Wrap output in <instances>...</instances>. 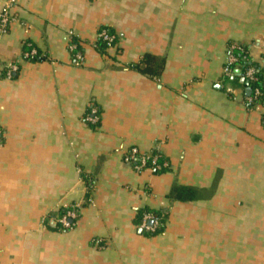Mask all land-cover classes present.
Listing matches in <instances>:
<instances>
[{"label":"crops","instance_id":"crops-1","mask_svg":"<svg viewBox=\"0 0 264 264\" xmlns=\"http://www.w3.org/2000/svg\"><path fill=\"white\" fill-rule=\"evenodd\" d=\"M14 16L0 29V264H264V104L248 107L239 69L225 79L239 44L264 80V0H17ZM104 28L118 42L101 50ZM145 55L165 61L158 77L136 69ZM133 147L169 169L138 172ZM178 187L193 199H171ZM144 209L168 210L163 233L141 228Z\"/></svg>","mask_w":264,"mask_h":264},{"label":"built area","instance_id":"built-area-1","mask_svg":"<svg viewBox=\"0 0 264 264\" xmlns=\"http://www.w3.org/2000/svg\"><path fill=\"white\" fill-rule=\"evenodd\" d=\"M17 6V0H6V4L0 14V29L3 33H8L12 23L16 20L14 16V9ZM76 38H71L69 43V52L73 55L75 63L81 65L84 63L85 54L81 48L79 41H75ZM78 40V39H77ZM98 44L103 43L107 48H112L118 41V36L111 30L104 28L98 33ZM29 50L24 53V58L28 60H35L39 58L38 50L33 47L31 43H27ZM253 46L246 47L239 44H232L228 49L225 79L236 78L235 70L241 71L243 79L244 89H251V95H245V102L251 109L259 110L263 103V91L260 87L261 79L259 77V69L255 64V58L253 55ZM249 64L245 66V64ZM18 71L17 64H9L5 67L7 78L11 79ZM228 92H232V89H228ZM86 122L97 125L100 121L99 109L97 106L92 105L85 118ZM1 134V131H0ZM1 145V139H0ZM124 161L134 166L138 172L150 171L157 172L162 169L169 168L170 164L159 152L143 153L138 148L133 147L124 155ZM80 205L68 207L61 215L58 224L62 230H73L79 220ZM152 223V224H150ZM161 226V224L154 219L152 214L146 213L143 216L141 222V228L153 233Z\"/></svg>","mask_w":264,"mask_h":264},{"label":"trees","instance_id":"trees-1","mask_svg":"<svg viewBox=\"0 0 264 264\" xmlns=\"http://www.w3.org/2000/svg\"><path fill=\"white\" fill-rule=\"evenodd\" d=\"M113 32V31H112ZM75 41H79L77 39H75ZM118 42V41H117ZM117 44V43H116ZM98 47L101 49V50H105L107 49L106 45L103 44V43H99L98 44ZM255 64L256 66L258 67L259 69V77L261 79V82H260V87L263 91V103L264 104V80H263V71H262V67L260 65V62L259 61H255ZM142 65H145L144 68H142L141 66ZM164 65H165V61L164 60H160V58H157L155 56H152V55H145L142 62L136 66V69H138L139 71H141L142 73L144 74H148L152 77H158L163 69H164ZM249 64H245V66H248ZM240 79H242V76L240 75L239 76ZM243 85H246V84H243ZM169 168H165V169H162L161 171H157L155 173H165ZM193 196H194V192L192 189H189V188H175L172 193L170 194V198L171 199H175V200H179V201H183V202H186V201H190L193 199ZM148 213V214H152L154 216V219L156 221H158L161 226L156 229L155 232L153 233H150V232H147V234L149 236H156V235H159L161 233H163L165 231V228H166V225L168 223V219H169V212L167 209H162V210H158V211H155V210H152V209H144V210H140L138 212V221L139 223L142 222V219H143V216Z\"/></svg>","mask_w":264,"mask_h":264},{"label":"water","instance_id":"water-1","mask_svg":"<svg viewBox=\"0 0 264 264\" xmlns=\"http://www.w3.org/2000/svg\"><path fill=\"white\" fill-rule=\"evenodd\" d=\"M241 82L243 83V79H241ZM246 95H251V89L250 88H248L246 90ZM150 224H152V223H150Z\"/></svg>","mask_w":264,"mask_h":264},{"label":"rangeland","instance_id":"rangeland-1","mask_svg":"<svg viewBox=\"0 0 264 264\" xmlns=\"http://www.w3.org/2000/svg\"><path fill=\"white\" fill-rule=\"evenodd\" d=\"M62 229V228H61Z\"/></svg>","mask_w":264,"mask_h":264}]
</instances>
